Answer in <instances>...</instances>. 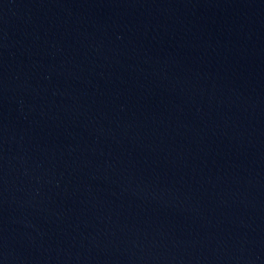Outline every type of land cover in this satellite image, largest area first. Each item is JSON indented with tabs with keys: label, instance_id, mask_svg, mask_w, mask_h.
<instances>
[{
	"label": "water",
	"instance_id": "water-1",
	"mask_svg": "<svg viewBox=\"0 0 264 264\" xmlns=\"http://www.w3.org/2000/svg\"><path fill=\"white\" fill-rule=\"evenodd\" d=\"M0 264H264V0H0Z\"/></svg>",
	"mask_w": 264,
	"mask_h": 264
}]
</instances>
